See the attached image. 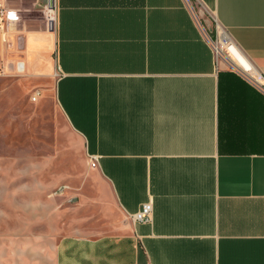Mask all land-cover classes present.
I'll return each mask as SVG.
<instances>
[{
	"label": "crops",
	"instance_id": "obj_1",
	"mask_svg": "<svg viewBox=\"0 0 264 264\" xmlns=\"http://www.w3.org/2000/svg\"><path fill=\"white\" fill-rule=\"evenodd\" d=\"M199 1L216 31L188 0H0V66L50 85L123 214L153 203L55 264H264V91L212 41L264 76V0Z\"/></svg>",
	"mask_w": 264,
	"mask_h": 264
},
{
	"label": "rangeland",
	"instance_id": "obj_2",
	"mask_svg": "<svg viewBox=\"0 0 264 264\" xmlns=\"http://www.w3.org/2000/svg\"><path fill=\"white\" fill-rule=\"evenodd\" d=\"M190 1L199 21L213 28L210 12ZM36 90L41 96L33 102ZM130 223L58 110L50 85L9 77L1 65L0 264H55L62 238L120 236Z\"/></svg>",
	"mask_w": 264,
	"mask_h": 264
},
{
	"label": "built area",
	"instance_id": "obj_3",
	"mask_svg": "<svg viewBox=\"0 0 264 264\" xmlns=\"http://www.w3.org/2000/svg\"><path fill=\"white\" fill-rule=\"evenodd\" d=\"M199 4V0H195ZM190 6L192 8L193 5L190 0H188ZM201 3V2H200ZM46 12V19H47V25L50 30L55 28L57 17L55 10L53 8L46 7L45 9ZM0 17H3L6 19L7 22L15 21L17 18L16 13L14 12H5L3 9H0ZM214 44V42H213ZM214 46V45H213ZM218 42L216 43V47L214 46L216 55L218 58L223 57V55H226V60H228V63L232 64L235 68H237L239 71H241L247 78L248 80L255 86L259 87L264 91V76L257 73L256 71L253 70V68H250L249 70L245 69L243 66H241L238 61H235L236 56L234 55L235 51L232 46L226 47V51L222 52L221 50H217L218 48ZM236 52V51H235ZM224 55V56H225ZM41 96V91L36 90L33 95H32V101L37 102ZM152 215H153V203L152 201L144 203L141 205L139 211L133 215H131V218L134 222H139V223H151L152 221Z\"/></svg>",
	"mask_w": 264,
	"mask_h": 264
},
{
	"label": "bare ground",
	"instance_id": "obj_4",
	"mask_svg": "<svg viewBox=\"0 0 264 264\" xmlns=\"http://www.w3.org/2000/svg\"><path fill=\"white\" fill-rule=\"evenodd\" d=\"M217 50H220V47L218 46ZM238 51V50H237ZM234 55L236 56L235 61H238V63L243 66L245 69L249 70L251 68V65L248 63V61L245 59L242 54H238L237 52L233 51Z\"/></svg>",
	"mask_w": 264,
	"mask_h": 264
}]
</instances>
